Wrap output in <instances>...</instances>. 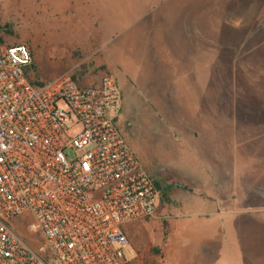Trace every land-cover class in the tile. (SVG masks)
I'll use <instances>...</instances> for the list:
<instances>
[{
    "label": "built area",
    "instance_id": "built-area-1",
    "mask_svg": "<svg viewBox=\"0 0 264 264\" xmlns=\"http://www.w3.org/2000/svg\"><path fill=\"white\" fill-rule=\"evenodd\" d=\"M30 63L0 42V264H128L123 224L152 216L159 188L116 126L117 83L36 81Z\"/></svg>",
    "mask_w": 264,
    "mask_h": 264
},
{
    "label": "rangeland",
    "instance_id": "rangeland-1",
    "mask_svg": "<svg viewBox=\"0 0 264 264\" xmlns=\"http://www.w3.org/2000/svg\"><path fill=\"white\" fill-rule=\"evenodd\" d=\"M108 1L110 16L102 31L104 43L100 47V53L107 58L111 57L108 51L111 43L138 31L144 23L151 29L165 27L168 20L160 13L186 14L184 19H176L175 24L169 21L167 27H186L193 49L197 48L202 59H206L207 83L195 105L200 109L232 107L233 75L245 76L249 66L264 63V0ZM120 5L128 8V14L121 18ZM61 19L56 12L46 13L41 3L31 7L25 0H0V40L5 44L27 45L31 63L25 74L32 80L43 81L67 70L78 82L91 83L109 72L96 63L97 51L82 54L67 50L68 45L60 41L63 27L56 25L62 23ZM66 30L75 34L71 27ZM27 39L33 43H26ZM139 61L148 64L154 57L148 58L145 53ZM109 73L116 78V72ZM131 95L122 99L116 126L141 167L158 183L166 181V190L170 188L169 193L177 203L171 201L159 210L157 207L152 216L123 224L128 233L123 246L128 264H264V210L243 215L250 220L256 218L253 228L232 225L231 213L207 211L190 181L185 180L181 166L190 158V149L184 145L183 134L177 128L186 130L189 124L180 111L178 95H167L163 100L169 121L163 119L158 108L143 105L141 99ZM249 102L243 100L240 107ZM255 107H259L257 101ZM177 187L179 190L173 192L171 188ZM162 190L159 203L164 204L167 191ZM15 223L16 230L31 236ZM206 235L209 240H205Z\"/></svg>",
    "mask_w": 264,
    "mask_h": 264
},
{
    "label": "crops",
    "instance_id": "crops-1",
    "mask_svg": "<svg viewBox=\"0 0 264 264\" xmlns=\"http://www.w3.org/2000/svg\"><path fill=\"white\" fill-rule=\"evenodd\" d=\"M25 1L31 7L41 3L46 13L56 12L62 18V23L56 25L63 27L60 41L68 45V51L82 54L97 51L96 63L117 73L120 108L124 95L132 93L131 96L141 99L143 105L158 108L163 119L169 121L163 100L167 95H178L180 111L189 124L186 130L177 128L183 134L184 145L190 149V158L181 166L185 180L190 181L197 199L207 211L215 209L217 213H231L232 225L254 227L256 218L250 220L243 215L256 209L264 210V63L249 66L245 76L233 75L231 84L235 98L232 107L200 109L195 105L207 83L206 59H202L197 48L193 49L186 27H167L169 21L175 24L176 19H184L185 13L176 16L160 13L159 16L168 20L165 27L151 29L147 28L148 23H144L138 31L111 43L108 50L111 57L107 58L100 53V47L104 43L101 35L110 16L111 2ZM127 9V6L120 5V18L128 14ZM69 27L75 30V34L66 30ZM26 43L33 42L27 39ZM145 53L148 58L154 57V61L140 63ZM34 62L37 66L36 58ZM243 100H250L249 105L240 107L244 105ZM256 101L259 107H255ZM154 180L159 190L163 189L162 193L167 191L164 194L167 200L161 204L158 197L156 208L159 210L171 201L177 203L169 193L170 188L166 190L167 182ZM171 189L173 192L179 190L178 187ZM124 234L127 236L128 233L124 231ZM209 237L206 235L205 240ZM165 242L164 237L162 243ZM160 250L163 261L162 248Z\"/></svg>",
    "mask_w": 264,
    "mask_h": 264
},
{
    "label": "snow or ice",
    "instance_id": "snow-or-ice-1",
    "mask_svg": "<svg viewBox=\"0 0 264 264\" xmlns=\"http://www.w3.org/2000/svg\"><path fill=\"white\" fill-rule=\"evenodd\" d=\"M85 167H87V165Z\"/></svg>",
    "mask_w": 264,
    "mask_h": 264
},
{
    "label": "trees",
    "instance_id": "trees-1",
    "mask_svg": "<svg viewBox=\"0 0 264 264\" xmlns=\"http://www.w3.org/2000/svg\"><path fill=\"white\" fill-rule=\"evenodd\" d=\"M0 42H1V40H0Z\"/></svg>",
    "mask_w": 264,
    "mask_h": 264
}]
</instances>
